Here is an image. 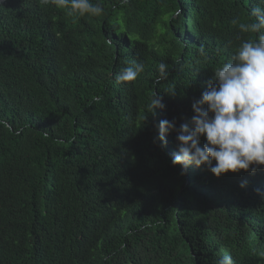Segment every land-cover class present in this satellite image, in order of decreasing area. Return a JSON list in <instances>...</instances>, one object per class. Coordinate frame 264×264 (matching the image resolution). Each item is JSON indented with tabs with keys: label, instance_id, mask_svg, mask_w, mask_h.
<instances>
[{
	"label": "trees",
	"instance_id": "obj_1",
	"mask_svg": "<svg viewBox=\"0 0 264 264\" xmlns=\"http://www.w3.org/2000/svg\"><path fill=\"white\" fill-rule=\"evenodd\" d=\"M92 3L102 15L0 0V264H264V166L184 172L175 132L154 143L257 38L232 20H254L258 0Z\"/></svg>",
	"mask_w": 264,
	"mask_h": 264
},
{
	"label": "clouds",
	"instance_id": "obj_2",
	"mask_svg": "<svg viewBox=\"0 0 264 264\" xmlns=\"http://www.w3.org/2000/svg\"><path fill=\"white\" fill-rule=\"evenodd\" d=\"M52 3L80 16L98 17L104 12L92 0H52ZM250 15L254 20L239 22L234 18L232 24L238 25L241 33L257 34V38L244 40L230 60L214 72L208 89L192 104L194 115L190 124L177 128L175 121L160 120L156 125L158 134L154 143L166 147V137L176 133L178 151L172 157V164L184 172L193 165L208 166L216 177H221L230 172H255L264 166V0H258ZM166 67L164 63L159 65L161 74ZM144 70V63L137 62L122 68L116 79L132 82ZM165 108L162 97L156 95L148 105L152 115ZM0 125L10 128L6 121H0ZM201 138L206 139L203 147ZM246 183L242 182L241 188ZM218 264H234L233 258L226 254Z\"/></svg>",
	"mask_w": 264,
	"mask_h": 264
}]
</instances>
